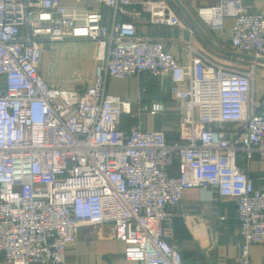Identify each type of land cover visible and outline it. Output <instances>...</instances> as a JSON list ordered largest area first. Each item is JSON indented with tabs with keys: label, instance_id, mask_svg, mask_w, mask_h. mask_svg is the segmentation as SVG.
<instances>
[{
	"label": "built area",
	"instance_id": "built-area-1",
	"mask_svg": "<svg viewBox=\"0 0 264 264\" xmlns=\"http://www.w3.org/2000/svg\"><path fill=\"white\" fill-rule=\"evenodd\" d=\"M90 1L95 6H90ZM0 0V254L5 264H65L83 226L106 227L136 264H192L168 241L187 190L213 187L236 202L241 237L236 264H253L264 246V186L237 157L264 160V98L254 92L264 65V13L243 0L197 5L213 28L233 18L228 42L252 55L247 69L222 65L187 44V61L165 40L142 35L137 19L185 24L168 0ZM111 11L104 22L101 7ZM148 13L145 15V13ZM217 15V18L213 17ZM93 41L96 67L80 87L47 80L45 43ZM142 72L161 80L181 104L178 139L163 129L122 127L135 117L124 96L106 92L109 77ZM162 99L144 104L153 115ZM176 163L177 173H170ZM264 178V170L261 173Z\"/></svg>",
	"mask_w": 264,
	"mask_h": 264
},
{
	"label": "crops",
	"instance_id": "crops-1",
	"mask_svg": "<svg viewBox=\"0 0 264 264\" xmlns=\"http://www.w3.org/2000/svg\"><path fill=\"white\" fill-rule=\"evenodd\" d=\"M65 3H75V0H64ZM216 0H168L172 9L179 15L186 28L174 25L152 24L145 18L137 19L140 34L149 37L156 36L165 40L170 52L186 62V45L197 47L209 59L222 65L238 69L250 67L252 55L243 53L233 48L228 42L231 33L233 18L224 17V28L217 29L206 24L197 13V5ZM250 11L262 10L264 13V0H243ZM72 3V4H73ZM90 6L95 2L90 1ZM104 12V22L109 23L111 11L101 7ZM106 14L107 20H106ZM148 13L146 12L145 15ZM190 16H189V15ZM191 16L204 31L206 37L199 31L191 20ZM41 59V73L51 80L53 84L66 86L65 80L73 82L72 86L80 87L83 83L76 78L83 75L82 79L90 80L95 66V53L97 47L93 41L74 40L71 42L45 43ZM254 92L257 100L264 98V65H255ZM64 76L65 79L61 78ZM86 82V81H85ZM170 80H161L151 73L142 72L139 75L128 77H109L106 92L125 96L131 111L136 116L125 113L121 126L138 123L141 129H163L169 142L178 139L177 124L182 108L179 101L174 100L171 94L164 91L169 86ZM4 82L0 77V86ZM71 86V87H72ZM162 99L167 103L163 112L156 115L148 112L144 104L153 100ZM238 163L246 170L255 185L264 186L261 173L264 170V160L257 154L246 158L242 154L237 157ZM170 173H177L176 167L170 168ZM236 202L232 197H220L213 187H199L187 190L184 194L181 209L175 210L173 226L169 229L168 241L181 251L183 258L192 264H236L241 241L238 229ZM75 244L69 245L66 251L65 264H136L124 256V242L112 237L106 227L83 226ZM250 257L253 264H264V246L251 243ZM0 264H5L0 254ZM38 264V263H32Z\"/></svg>",
	"mask_w": 264,
	"mask_h": 264
},
{
	"label": "rangeland",
	"instance_id": "rangeland-1",
	"mask_svg": "<svg viewBox=\"0 0 264 264\" xmlns=\"http://www.w3.org/2000/svg\"><path fill=\"white\" fill-rule=\"evenodd\" d=\"M73 2H71V4H72ZM73 4H75V3H73ZM76 5H77V3H76ZM107 14H106V20H107ZM64 43H67V42H64ZM96 45V44H95ZM96 47H97V45H96ZM97 55V51H96V53H95V56ZM95 58V62H96V57H94ZM96 64H97V62L95 63V66H94V69H95V67H96ZM81 76H83V75H81ZM80 75H79V77H77L76 78V81L78 80H81L80 81V83H85V81L86 80H84V79H82L83 77H81ZM66 77V79L64 78V76H62L61 78H63V79H65V80H68V81H65L66 82V86L65 87H71L72 85H75V84H73V82H69V79H67V76H65ZM51 81V80H50ZM52 82V81H51Z\"/></svg>",
	"mask_w": 264,
	"mask_h": 264
},
{
	"label": "water",
	"instance_id": "water-1",
	"mask_svg": "<svg viewBox=\"0 0 264 264\" xmlns=\"http://www.w3.org/2000/svg\"><path fill=\"white\" fill-rule=\"evenodd\" d=\"M189 15V14H188ZM190 16V15H189ZM191 20L194 23L195 26H197V28L199 29V31L206 37L204 31L202 30V28L200 27V25L197 24V22L193 19V17L191 16ZM207 38V37H206Z\"/></svg>",
	"mask_w": 264,
	"mask_h": 264
},
{
	"label": "bare ground",
	"instance_id": "bare-ground-1",
	"mask_svg": "<svg viewBox=\"0 0 264 264\" xmlns=\"http://www.w3.org/2000/svg\"><path fill=\"white\" fill-rule=\"evenodd\" d=\"M213 17H214V18H217V15H216V14H213Z\"/></svg>",
	"mask_w": 264,
	"mask_h": 264
},
{
	"label": "trees",
	"instance_id": "trees-1",
	"mask_svg": "<svg viewBox=\"0 0 264 264\" xmlns=\"http://www.w3.org/2000/svg\"><path fill=\"white\" fill-rule=\"evenodd\" d=\"M1 77V76H0ZM3 78V77H2ZM172 167H176V163L172 166Z\"/></svg>",
	"mask_w": 264,
	"mask_h": 264
}]
</instances>
